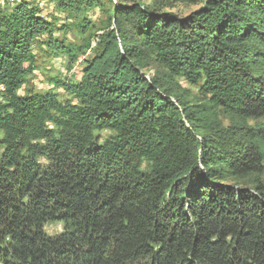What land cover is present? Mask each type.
Here are the masks:
<instances>
[{"label": "trees", "instance_id": "1", "mask_svg": "<svg viewBox=\"0 0 264 264\" xmlns=\"http://www.w3.org/2000/svg\"><path fill=\"white\" fill-rule=\"evenodd\" d=\"M49 1L84 45L57 42L67 25L37 4L0 5V264H264V0L185 16L106 0L101 27L75 17L100 0ZM40 42L97 47L78 81L54 82L76 103L20 93ZM176 77L201 96L179 102L186 124Z\"/></svg>", "mask_w": 264, "mask_h": 264}, {"label": "rangeland", "instance_id": "2", "mask_svg": "<svg viewBox=\"0 0 264 264\" xmlns=\"http://www.w3.org/2000/svg\"><path fill=\"white\" fill-rule=\"evenodd\" d=\"M19 1V0H17ZM32 4H37L40 11L46 19L54 22L56 27L67 25L68 29L55 30L52 34L53 38L57 42H61L64 45H71L72 47H78L84 45L87 34H82L73 26L74 17H69L67 13L60 11L54 7L53 3L49 0H26ZM102 5H96L94 8H90L80 12L76 17L80 20L82 17H86L87 21L95 27H101L106 22V9H111L112 4L106 0H100ZM114 2L123 3L127 5L141 4L143 6L157 5L163 11H171L180 16H185L192 11L198 9L205 0H113ZM12 0H6L0 3L2 10L6 11L11 8ZM6 3V4H5ZM46 36H41V41H46ZM43 42L34 45L33 51L35 53L34 70L30 76L26 78V82L23 85L20 93H24L29 89L33 92L43 93L45 91L53 92L57 95L59 100H69L71 103H76V100L61 88H57L54 82L66 77L73 81H78L82 75L83 68L92 62L97 53V47L92 45L91 48L83 47L82 50L73 52V58L61 53L57 48L46 47ZM159 71H162L161 69ZM153 68H147L143 70L145 77L152 75ZM172 90L165 91L166 95L170 97V100L176 107L180 119L186 124L183 118L182 111L180 109L179 102L181 100L193 101L192 97L201 98L198 87L187 83L181 77L173 79L171 85ZM226 123V119H221ZM252 124V121H248ZM96 136L103 141L108 139L114 134V131L110 128H102L95 131ZM143 168L148 166V162H143ZM45 232L48 235H55L62 231V224L59 222L47 223L44 227Z\"/></svg>", "mask_w": 264, "mask_h": 264}, {"label": "bare ground", "instance_id": "3", "mask_svg": "<svg viewBox=\"0 0 264 264\" xmlns=\"http://www.w3.org/2000/svg\"><path fill=\"white\" fill-rule=\"evenodd\" d=\"M4 1H6V0H0V3L4 2ZM9 1H10V0H9Z\"/></svg>", "mask_w": 264, "mask_h": 264}]
</instances>
